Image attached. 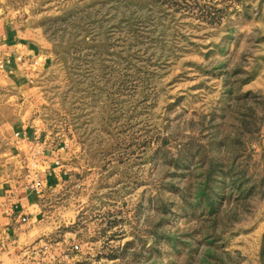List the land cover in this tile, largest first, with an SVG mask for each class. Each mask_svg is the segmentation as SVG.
<instances>
[{
	"label": "rangeland",
	"instance_id": "rangeland-1",
	"mask_svg": "<svg viewBox=\"0 0 264 264\" xmlns=\"http://www.w3.org/2000/svg\"><path fill=\"white\" fill-rule=\"evenodd\" d=\"M0 5L43 57L0 89V165L26 113L69 166L25 264H264V0Z\"/></svg>",
	"mask_w": 264,
	"mask_h": 264
},
{
	"label": "crops",
	"instance_id": "crops-1",
	"mask_svg": "<svg viewBox=\"0 0 264 264\" xmlns=\"http://www.w3.org/2000/svg\"><path fill=\"white\" fill-rule=\"evenodd\" d=\"M36 37L21 29L0 5V89L32 91L31 79L43 70ZM31 101L23 98L20 102L26 106ZM30 120L26 113L19 120L23 148L18 150L30 161L14 170L0 165V264H25L36 247L46 245L44 241L54 229L48 221L50 197L68 179L64 150H31L27 145ZM31 172L38 174L39 188L31 185Z\"/></svg>",
	"mask_w": 264,
	"mask_h": 264
}]
</instances>
